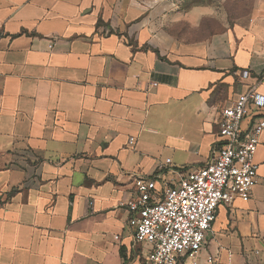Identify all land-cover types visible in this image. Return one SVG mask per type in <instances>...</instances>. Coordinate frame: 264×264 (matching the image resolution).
Returning a JSON list of instances; mask_svg holds the SVG:
<instances>
[{"label":"crops","instance_id":"crops-1","mask_svg":"<svg viewBox=\"0 0 264 264\" xmlns=\"http://www.w3.org/2000/svg\"><path fill=\"white\" fill-rule=\"evenodd\" d=\"M173 1L0 0V264H139L119 207L135 179L206 167L221 111L264 95V0L202 40L173 28L210 11ZM259 142L250 200L221 205L180 264H264Z\"/></svg>","mask_w":264,"mask_h":264},{"label":"built area","instance_id":"built-area-1","mask_svg":"<svg viewBox=\"0 0 264 264\" xmlns=\"http://www.w3.org/2000/svg\"><path fill=\"white\" fill-rule=\"evenodd\" d=\"M240 77L251 74L242 71ZM218 129L216 153L206 167L181 174L175 183L164 181L163 171L137 178L133 198L119 205L130 215L132 250H141L143 264L195 258L207 244L220 206L250 200L259 183L256 155L264 133V95L256 87L239 95L221 111Z\"/></svg>","mask_w":264,"mask_h":264},{"label":"rangeland","instance_id":"rangeland-1","mask_svg":"<svg viewBox=\"0 0 264 264\" xmlns=\"http://www.w3.org/2000/svg\"><path fill=\"white\" fill-rule=\"evenodd\" d=\"M173 2L179 4L178 10L183 15L197 8L204 10V13L207 10L210 11V17L202 18L197 28H193L187 22H183L181 27L173 28V32L176 34L194 35L202 40L222 34L228 29L227 27L232 28L240 19L249 18L253 13L257 0H176ZM141 255L139 249L135 254V259L137 262L139 261V264L143 261Z\"/></svg>","mask_w":264,"mask_h":264},{"label":"trees","instance_id":"trees-1","mask_svg":"<svg viewBox=\"0 0 264 264\" xmlns=\"http://www.w3.org/2000/svg\"><path fill=\"white\" fill-rule=\"evenodd\" d=\"M122 254H123V251H122ZM123 258H124L125 263H126V262H128L132 257H130V258L127 259V258H125L124 255H123Z\"/></svg>","mask_w":264,"mask_h":264}]
</instances>
